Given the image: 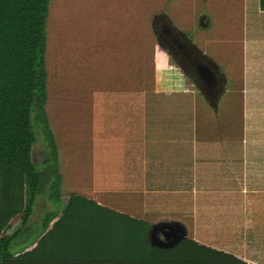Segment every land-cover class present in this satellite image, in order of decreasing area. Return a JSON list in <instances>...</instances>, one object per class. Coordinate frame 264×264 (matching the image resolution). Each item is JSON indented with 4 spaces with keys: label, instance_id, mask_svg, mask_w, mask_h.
Segmentation results:
<instances>
[{
    "label": "crops",
    "instance_id": "crops-1",
    "mask_svg": "<svg viewBox=\"0 0 264 264\" xmlns=\"http://www.w3.org/2000/svg\"><path fill=\"white\" fill-rule=\"evenodd\" d=\"M137 20L113 21L111 34L98 22L87 40L66 43L73 45L68 55L55 52L57 43L47 37L46 69L52 58L74 76L84 71L87 82L70 84L54 67L47 76L49 97L54 90L74 96L51 100L59 112L48 117L60 198L75 195L111 210L94 217L118 214L150 224L152 244L160 248L185 238L246 264H264V11L250 21L247 51L225 42L233 44L226 54L218 42L223 56L214 43L189 39L168 22L217 80L215 92L203 86L200 102L187 97V87L173 89L177 72L189 79L185 66L156 34L157 47L149 43L147 25ZM148 75L152 88H146ZM37 200L21 229H44L25 240L21 232L11 248L15 255L35 247L62 215L63 207L49 210L50 200L35 210ZM20 226L17 219L6 234Z\"/></svg>",
    "mask_w": 264,
    "mask_h": 264
},
{
    "label": "trees",
    "instance_id": "trees-1",
    "mask_svg": "<svg viewBox=\"0 0 264 264\" xmlns=\"http://www.w3.org/2000/svg\"><path fill=\"white\" fill-rule=\"evenodd\" d=\"M49 2L0 0V264H246L185 238L160 248L152 244L150 224L118 214L94 217L111 210L75 195L35 247L17 255L11 251L45 187L50 201L61 197L57 148L45 110ZM259 9L264 11V0ZM35 128L43 136L41 170L34 162ZM17 219L20 228L7 235Z\"/></svg>",
    "mask_w": 264,
    "mask_h": 264
},
{
    "label": "rangeland",
    "instance_id": "rangeland-1",
    "mask_svg": "<svg viewBox=\"0 0 264 264\" xmlns=\"http://www.w3.org/2000/svg\"><path fill=\"white\" fill-rule=\"evenodd\" d=\"M258 12V0H93V2L91 0H50L45 33L46 38L48 37L49 40H53L54 45L57 43V47L54 48L55 52L59 51L68 55L67 53L72 51V49L70 50L69 48L73 47V45L67 46L66 43L71 41L75 42V39L78 38L87 40L89 36L92 35V31L95 30L94 26L98 24V22H102L100 29L104 30L103 33L106 32L111 34L114 27L113 21L119 22L127 17H133L138 20L143 19L145 25H147L146 38L149 40H146L149 43L155 42V48L157 47L155 34H157L158 39L161 41L160 45L162 46L163 44L161 43H167L172 46L173 42H177L175 43L176 48L180 52V55L183 56L181 61L182 63L184 62L183 65L191 74H184L190 79L186 80L181 73L177 72L178 81L177 83H173V89L179 86L187 87L191 89V93L187 97L189 99L194 98L200 102L205 97L201 90L202 88H200L203 87L204 84L202 82L203 80L200 78L202 76L200 75L199 77V72L195 70V66H203L206 72H211L212 68L200 60V57L197 59L192 56L193 54L187 49L185 41L182 40V37L178 36L175 31L174 34L171 29L172 34L165 35L163 29H165V27L168 28V22H170L189 39H196L198 42L206 41L209 44L214 43L215 46H213V48L215 52H217L216 46L218 42H221L219 48L226 54H228L227 48L233 46V44H226L225 46V42L234 43L237 49H241L242 52H245L247 51L249 40V24L250 21L256 18ZM112 18V21H107ZM152 24L154 28L151 27ZM238 42L239 44H237ZM179 46L181 49H179ZM159 47L163 50L161 46ZM216 54L223 56L218 52ZM223 60L224 58L221 61ZM47 63L49 64L47 67L48 76L51 75L52 68L54 67V73L57 78H62L58 72L63 71L65 72V78L70 84H79L81 88L87 86V82L83 83L82 81V79L85 80L84 78H86L84 71H82L78 77L77 75L74 76L72 74V69L68 67L62 69L61 67H57L52 58H48ZM152 77V75L146 76V82L148 83V85L146 84V88L147 86L152 88ZM197 79L201 80L199 85L197 84ZM212 80L214 82L213 86H209L208 89L215 92L218 84L215 77ZM174 85L177 86L174 87ZM161 86L169 87L170 85L163 83ZM168 87L165 88L169 89ZM50 94L51 96L47 104L46 114L47 118L54 119L57 112H59V108L56 101L51 102V100L65 99L68 97L71 99L74 96L65 95L62 97L55 90L54 92H50ZM224 127L228 128L229 126L225 125ZM35 132L37 145L34 162H36V166L40 168L42 165V155L44 153V143L43 136L38 132V129L35 128ZM46 189L45 187L43 193L37 196L38 200L35 210H39L44 202L50 200L51 196L49 192L47 193ZM65 200L66 196H63L57 202H46L48 203L47 207L49 210L52 209L58 213L66 203ZM43 229L44 227L42 228L41 225L36 228H24L22 237L25 240L27 235H32L36 233L35 231H38L40 234ZM39 234H35L34 236H38Z\"/></svg>",
    "mask_w": 264,
    "mask_h": 264
},
{
    "label": "flooded vegetation",
    "instance_id": "flooded-vegetation-1",
    "mask_svg": "<svg viewBox=\"0 0 264 264\" xmlns=\"http://www.w3.org/2000/svg\"><path fill=\"white\" fill-rule=\"evenodd\" d=\"M173 31V30H172ZM163 33L165 34V35H170V34H172L171 33V29H168V28H165V29H163ZM173 33L175 34V32L173 31ZM157 35V34H156ZM175 43H177L176 41H175ZM174 42H173V45L172 46H170L169 44H167V43H164V44H166V46H168V48H169V50H170V53L172 54V55H174V57L178 60V61H181L182 60V55H180V52L177 50V48H176V44H175ZM179 49H181V47L179 46ZM187 49L189 50V52L191 53V54H193L192 56H194V57H196L197 59H199V57L197 56V54L194 52V50H192V49H190L189 47H187ZM201 60V59H200ZM182 62V61H181ZM184 63V62H183ZM204 67L203 66H201V65H198V66H195V70H197L199 73H198V75H199V77H200V75L203 77H200L203 81V84L204 85H206V87L207 86H210V84H211V82H212V79H211V77H210V75L209 74H207V72L205 71V69H203ZM188 74H191V72H189V70L187 71V69H186V67H185V69H184ZM209 75V76H208ZM199 82L201 83V80L200 79H197V84L199 85ZM201 86V85H200ZM200 88H203V87H200Z\"/></svg>",
    "mask_w": 264,
    "mask_h": 264
}]
</instances>
